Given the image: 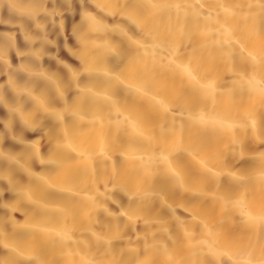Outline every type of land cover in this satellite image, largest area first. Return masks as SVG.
<instances>
[{"label":"bare ground","instance_id":"1","mask_svg":"<svg viewBox=\"0 0 264 264\" xmlns=\"http://www.w3.org/2000/svg\"><path fill=\"white\" fill-rule=\"evenodd\" d=\"M0 264H264V0H0Z\"/></svg>","mask_w":264,"mask_h":264}]
</instances>
